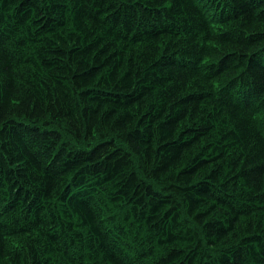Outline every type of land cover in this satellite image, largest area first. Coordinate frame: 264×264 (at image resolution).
Returning <instances> with one entry per match:
<instances>
[{"label":"trees","instance_id":"16d2710c","mask_svg":"<svg viewBox=\"0 0 264 264\" xmlns=\"http://www.w3.org/2000/svg\"><path fill=\"white\" fill-rule=\"evenodd\" d=\"M0 264H264V0H0Z\"/></svg>","mask_w":264,"mask_h":264}]
</instances>
